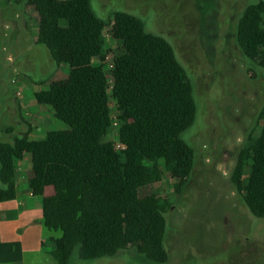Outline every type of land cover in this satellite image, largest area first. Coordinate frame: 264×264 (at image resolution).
Returning a JSON list of instances; mask_svg holds the SVG:
<instances>
[{"label":"trees","instance_id":"obj_1","mask_svg":"<svg viewBox=\"0 0 264 264\" xmlns=\"http://www.w3.org/2000/svg\"><path fill=\"white\" fill-rule=\"evenodd\" d=\"M26 4L39 18L37 43L48 48L57 68L69 67L65 79L35 92L34 100L69 128L38 140L29 138V129L0 143V203L16 198L18 165L29 155V189L43 197L47 187L55 188L43 198V224L59 233L50 251L57 264H70L77 248L81 259L94 261L131 247L166 264L170 202L157 193L141 196L140 190L157 182L160 163L178 180V192L194 170L196 151L181 135L194 124L198 107L184 66L171 43L130 12L104 20L91 0ZM237 44L264 68V0L241 14ZM109 52L114 68L106 71L95 60ZM114 114L119 127L111 140ZM231 181L251 214L264 219V126L242 146Z\"/></svg>","mask_w":264,"mask_h":264},{"label":"rangeland","instance_id":"obj_2","mask_svg":"<svg viewBox=\"0 0 264 264\" xmlns=\"http://www.w3.org/2000/svg\"><path fill=\"white\" fill-rule=\"evenodd\" d=\"M255 1L91 0L104 20L118 11L142 18L147 31L171 43L193 84L198 114L181 135L196 151L192 175L178 192V180L160 163L157 182L140 190L141 196L157 193L170 202L166 264H264V219L251 214L231 181L242 146L264 126V68L249 61L237 44L239 18ZM38 23L26 0H0V142H13L29 129H42V138L50 130L69 128L53 117L50 107L34 100L35 92L48 88L56 69L48 48L37 43ZM61 67L57 80L65 79L69 69ZM247 192L245 183L243 194ZM45 250L51 251L52 244ZM53 261L38 254L26 264ZM70 264L156 263L131 247L94 261L81 259L77 248Z\"/></svg>","mask_w":264,"mask_h":264},{"label":"crops","instance_id":"obj_3","mask_svg":"<svg viewBox=\"0 0 264 264\" xmlns=\"http://www.w3.org/2000/svg\"><path fill=\"white\" fill-rule=\"evenodd\" d=\"M61 68L56 66L49 84L58 79ZM41 131L31 129L29 138L41 139ZM32 177L30 156L26 155L18 165L16 198L0 203V264H26L29 257L38 254L48 255L54 260L52 264H57L50 251L45 250L56 236L50 231L48 233L43 224V198L53 196L55 188L47 187L43 197L36 196L28 187V180Z\"/></svg>","mask_w":264,"mask_h":264},{"label":"built area","instance_id":"obj_4","mask_svg":"<svg viewBox=\"0 0 264 264\" xmlns=\"http://www.w3.org/2000/svg\"><path fill=\"white\" fill-rule=\"evenodd\" d=\"M112 46V44H111ZM106 66L109 70L113 69L114 68V63H113V53L112 52H109L107 53L106 57ZM17 81L13 80L12 83L15 84ZM17 96H21V92L20 91H17ZM119 127V121L117 119L116 116H113V128H114V134L116 135L117 134V129ZM120 147V145H118Z\"/></svg>","mask_w":264,"mask_h":264}]
</instances>
